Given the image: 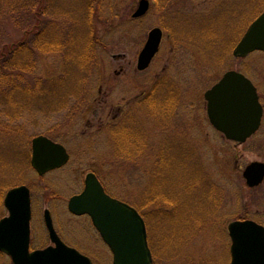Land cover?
<instances>
[{
    "label": "rangeland",
    "instance_id": "rangeland-1",
    "mask_svg": "<svg viewBox=\"0 0 264 264\" xmlns=\"http://www.w3.org/2000/svg\"><path fill=\"white\" fill-rule=\"evenodd\" d=\"M41 1L35 0L34 7ZM138 3L50 1V12L65 10L77 21L70 25V41L67 38V44L62 43L64 52L37 54L33 75L48 79L42 82L47 87L43 86L40 100L20 90L21 103L31 105V111H25L21 120L10 123L12 126L8 124L10 131L0 127V188L3 184L32 185L38 205L34 241L49 243L39 210L49 208L57 229L67 240L88 248L93 264H112V254L94 237L86 218L70 220L68 198L82 189L91 170L99 173L111 193L134 203L148 188L150 205L143 212L149 211L146 223L155 264H229V222L247 218L264 226V181L249 188L242 175L250 162H264V116L255 136L244 143L229 141L210 124L204 92L227 69H238L256 84L264 107V52L233 58L230 42L228 55L215 57L218 47L234 32L237 36L238 28L248 25L264 9V0H149L145 15L134 18ZM17 12L5 8L0 13L2 50L4 42L26 37L18 28ZM31 18L38 25L46 22L36 8ZM154 26L164 30L160 51L148 68L138 71L137 55ZM176 35L192 37L207 52L191 43H175ZM87 69L85 88H90L92 95L88 98L84 89L83 96L79 95L83 102L75 105L74 92ZM160 81L166 82L164 86H175L179 93L176 112L167 120L171 125L162 127L137 107L135 118L140 125L138 129L134 126L131 134L139 135L142 126L147 129L148 154L132 157L114 153L112 114L117 109L125 114L137 96ZM60 105L65 109L53 112ZM38 134L63 143L70 153L66 165L41 177L30 165L31 139ZM173 135L178 141L168 143L171 155H163L160 148ZM1 189L2 199L7 189ZM1 199L0 218L7 213ZM0 264L12 263L0 254Z\"/></svg>",
    "mask_w": 264,
    "mask_h": 264
},
{
    "label": "water",
    "instance_id": "water-1",
    "mask_svg": "<svg viewBox=\"0 0 264 264\" xmlns=\"http://www.w3.org/2000/svg\"><path fill=\"white\" fill-rule=\"evenodd\" d=\"M148 0H139L133 16L143 15ZM162 31L152 28L139 52L137 68L148 67L159 49ZM264 51V10L248 26L233 54L243 57ZM211 124L232 141L243 143L260 126L263 107L256 87L243 73L229 70L205 94ZM31 165L39 175L63 166L69 160L65 147L44 135L31 142ZM249 187L264 180V162L252 161L243 170ZM81 193L72 196L68 208L72 213L91 216L93 224L111 249L113 264H154L148 246L144 221L137 211L107 194L94 173H88ZM9 215L0 220V250H5L14 264H91L90 259L68 247L57 236L51 216L45 223L53 246L28 251L30 195L26 185L9 189L4 199ZM231 239L230 264H264V226L251 219L233 220L228 224Z\"/></svg>",
    "mask_w": 264,
    "mask_h": 264
},
{
    "label": "flooded vegetation",
    "instance_id": "flooded-vegetation-1",
    "mask_svg": "<svg viewBox=\"0 0 264 264\" xmlns=\"http://www.w3.org/2000/svg\"><path fill=\"white\" fill-rule=\"evenodd\" d=\"M154 27H159L161 29V31H162V37H161V41H160L159 49H158V52H159L160 48H161V43H162L163 38H164V30L160 26H154ZM154 27H152V28H154ZM238 29L239 30L237 31V33H239V34L237 36H236V33L234 32L232 34V36L229 38L228 42L225 43V45H223L221 47H218V50H217L218 51V55L215 56L216 60L220 59V57L222 58L223 56L226 57V55H228V52H229L228 51V45L230 44V42L233 43V47H232V50H231V56L233 58H236V57L233 56L232 52H233V49H234L235 45L238 43L240 38L243 36V34H244L245 30H246V26H244V24H243L242 27L238 28ZM228 35H229V32H228ZM215 37H216V34H215ZM146 39H147V37H146ZM146 39H145V41H146ZM231 39H233V40L231 41ZM174 42L175 43H181V42L182 43H191L195 47H199V48L205 50V52H207L205 46L203 44L200 45L199 42H197L192 37H186L185 38V37H181L179 35H176V36H174ZM157 53L155 54V56L157 55ZM155 56L152 58V60L155 58ZM137 57H138V55H137ZM152 60H151V62H152ZM151 62L149 63V65L151 64ZM149 65H148V67H149ZM148 67H146V68H148ZM136 69L138 71L145 70V69L139 70L137 68V61H136ZM228 70H235L237 72L243 73L241 70H238V69L231 68V69H227L226 71H228ZM225 72H223V74ZM223 74L209 88H211L214 84H216L222 78ZM243 74L245 75V73H243ZM165 84H166V82H165ZM165 84L161 83V81H160L157 84L153 85L151 87L150 91L147 90L145 92H142L140 96H137V98H136L135 102L133 103V105L130 106V108L126 109L127 111H126L125 114L123 112H121V109H117L114 112V114H112V118H111L112 120L110 122V125H111V134H112L113 141H114L113 142L114 153H116V154L121 153L122 155L125 154L126 156H132V157H139L140 155H147L148 154V151H149V136H148L147 129L144 126H142L139 135L135 136L134 134H131V132L133 131L134 126L137 127V129H138V127L140 125L138 123L137 119L135 118V108H137V107L139 109H141L145 113V115H147L148 117L155 118V120L162 127H166V126H170L171 125V124L168 125L169 122H167V120L169 121V117L173 118V116H174V114L176 112V109L178 107V102H179V95H178L179 93L175 90L176 89L175 86H173V85L164 86ZM253 84L256 86V84L254 82H253ZM209 88H207L205 90V92ZM256 88H257V91H258V87L257 86H256ZM161 89H164L163 95L160 94ZM205 92H204V94H205ZM258 94H259V91H258ZM204 99H205V97H204ZM259 100L261 102L260 95H259ZM261 104H262V102H261ZM262 106H263V104H262ZM206 110H207V101H206ZM263 116H264V107H263V115H262V118H261L260 126L257 129V131L252 136H255L258 133V131L261 129V127L263 125ZM168 135H169L168 137L171 136L170 134H168ZM177 135H173L172 137H174V138L168 139L167 141H165V145L164 146L162 145V147L160 148V152H162L163 155H166V154L167 155H171L170 154L171 151L169 150L170 146L168 145V143H170L171 141H175V142L178 141V136ZM48 138H50L51 140H53V141H55L57 143L62 144L65 147V149L67 150L66 146L63 143H61L59 141H56L55 139H53V138H51L49 136H48ZM186 140L190 141L188 139H186ZM67 152H68V150H67ZM68 154H69V160H70V153L68 152ZM158 158H160V160H162L161 157H158ZM88 173H94L95 174V176L97 177V179L99 180L100 184L102 185V187L104 188V190H105V192L107 194H109L113 198H118L120 201H122L125 204L129 205L130 207L134 208L137 211V213L141 216V218L143 219V221L145 223V226L147 228L146 221L148 219L149 211L143 212V209L145 207H149V205H150V203H149L150 197L148 195V188H146V189L144 188L143 194L141 195V197L137 198L136 202L140 203V204H138L136 202L134 203V202L128 201V200H126V199H124L122 197L116 196L113 193H111L107 189L105 183L101 179V177H100L98 172L91 170ZM19 185H21V184H19ZM83 185H84V182H83ZM26 186L29 188L30 212H31V216H30V220H29L28 251L29 252H33L35 250L44 249V248H46L49 245L50 246L53 245V243L50 240L49 232H48L45 220H44L45 212H49V214L51 216V219H52L53 227H54V229L56 231V234L59 237V239L64 244H66L68 247L74 248L79 253L87 256L90 259L91 264H93V258L88 254V251H89L88 248L79 246L76 243L71 242V240H67L63 236L62 232L57 229V227L55 225V220H54V217H53V213H52V211L49 208H40L39 209L42 212V220H43V223H44L45 231H46L47 236L49 238V243H47V242L37 243L36 241H34L33 222H34V218H35L36 211H37L36 207L38 205H37V203H35V200L33 198V192H32L33 186L32 185L31 186L26 185ZM83 187H82V189L79 192L72 194V196L75 195V194H79L83 190ZM8 189L9 188H7V190ZM163 197H164V195H163ZM4 198H5L4 196H3L2 199L0 198L2 200V205L1 206H2V208L4 207L6 209V211H7L6 215H7L8 214V210L5 207ZM69 198H68V200L66 202V211L68 212L67 214L69 215L70 220L72 219V217H73V219H75V218H78V219L79 218L80 219L86 218L89 221V227L93 228V230L96 233L94 237H98L99 242L100 243L102 242L104 244V246L111 252L110 248L103 241L100 233L95 228V226L93 224V221H92V218H91L90 215H88V214L78 215V214H74V213L69 211V208H68ZM6 215H3L1 218L5 217ZM89 237L93 238V236H89ZM98 247H100V244H99ZM89 248H92V247H89ZM91 250H95L94 247ZM0 254L5 255L9 259V261L12 263L11 258L6 255V251L5 250H0Z\"/></svg>",
    "mask_w": 264,
    "mask_h": 264
},
{
    "label": "trees",
    "instance_id": "trees-1",
    "mask_svg": "<svg viewBox=\"0 0 264 264\" xmlns=\"http://www.w3.org/2000/svg\"><path fill=\"white\" fill-rule=\"evenodd\" d=\"M50 1L51 0H43L39 2L41 5L37 4V6L34 7L36 5L35 0H0V13L4 11L5 8L9 10L13 8V11H16V9L18 10L17 13L20 18V25L18 28L26 35V37L21 36L16 42H4L2 46L3 50L0 49V94H3L5 97L3 101L0 100V122L2 123L0 127L7 131L11 130L8 129L9 125L12 126L10 123L21 120L25 111H31V109H29L31 105L24 106L21 103L20 99L22 97L19 98L18 92L21 90L26 96L34 97L37 100H40L42 96L41 91L45 85L42 82L48 79H42L41 77L33 75L36 69L37 54L41 52H57L60 50L64 52L62 43L65 42L67 44V38L68 41H70V25L77 21L65 10L54 11L52 9L53 11L51 12L53 13L51 14ZM33 8H36V11L45 17L46 22H40L38 25L32 21L31 12ZM50 14L52 15V19ZM55 16L57 19H54ZM47 17L48 19L46 20ZM87 71L88 69L85 71L86 74L82 76V84L79 87L77 86L76 92H74L76 94L74 101L75 105H80L83 102L80 101L82 97L79 95L81 94L83 96L84 89H86L88 98L92 95L91 89L85 88ZM46 87L45 85V88ZM9 95H13V97L6 99ZM85 103L86 102L83 104ZM61 104L63 106L65 105L63 103ZM63 106L60 105L56 107L53 109V112L65 109ZM67 118L68 116H65V120H67ZM157 160L160 162V158ZM7 185L8 184H3V190L0 188L1 191H5L10 187V185ZM151 196L157 198L159 195L152 194ZM164 197L168 198L167 196Z\"/></svg>",
    "mask_w": 264,
    "mask_h": 264
}]
</instances>
